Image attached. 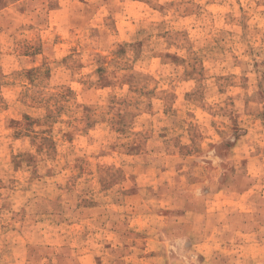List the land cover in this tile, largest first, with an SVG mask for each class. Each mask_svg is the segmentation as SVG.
<instances>
[{
    "label": "rangeland",
    "instance_id": "374dc122",
    "mask_svg": "<svg viewBox=\"0 0 264 264\" xmlns=\"http://www.w3.org/2000/svg\"><path fill=\"white\" fill-rule=\"evenodd\" d=\"M0 264H264V0H0Z\"/></svg>",
    "mask_w": 264,
    "mask_h": 264
}]
</instances>
